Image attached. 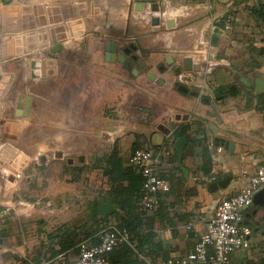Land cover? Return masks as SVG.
Segmentation results:
<instances>
[{
	"label": "crops",
	"instance_id": "obj_1",
	"mask_svg": "<svg viewBox=\"0 0 264 264\" xmlns=\"http://www.w3.org/2000/svg\"><path fill=\"white\" fill-rule=\"evenodd\" d=\"M3 8L18 32L1 33ZM229 16L231 30L215 22ZM52 30L61 38L58 52ZM1 37H9L7 51L28 52L3 59ZM187 59L200 71H186ZM186 72L208 78L210 103L180 81ZM1 75L12 79L1 99L0 156L20 170L0 164V264H79L71 234L88 233L82 225L99 192L112 199L104 159L113 153L127 167L137 145L169 143L172 150L157 167L171 184L167 216L156 219V248L145 245L140 264H167L194 251L218 203L264 165V111L257 110L264 107L257 99L264 95V0H0ZM184 125L182 170L173 133ZM64 143L99 149L77 161ZM33 181L43 193L29 200ZM243 215L251 244L232 263H264V204L253 201Z\"/></svg>",
	"mask_w": 264,
	"mask_h": 264
},
{
	"label": "built area",
	"instance_id": "obj_2",
	"mask_svg": "<svg viewBox=\"0 0 264 264\" xmlns=\"http://www.w3.org/2000/svg\"><path fill=\"white\" fill-rule=\"evenodd\" d=\"M234 17L225 20L216 19L224 30H231ZM180 81L199 92V97L210 98L212 86L202 73L186 72L180 75ZM199 98V99H200ZM172 153L170 147L159 151L137 148L128 160V165L135 167L143 177V210H155L160 201V195L171 189L168 180L161 178L157 171L158 165ZM264 190V165L248 179L246 186L235 195L221 200L210 220L207 230L201 235L194 251L183 258H174L167 264H233L232 256L251 244V229L244 224L243 210L253 203L255 196ZM193 224L187 226L189 237ZM131 233L126 228L106 230L100 235L97 243L87 241L79 247V264H108V256L117 247L130 243Z\"/></svg>",
	"mask_w": 264,
	"mask_h": 264
},
{
	"label": "trees",
	"instance_id": "obj_3",
	"mask_svg": "<svg viewBox=\"0 0 264 264\" xmlns=\"http://www.w3.org/2000/svg\"><path fill=\"white\" fill-rule=\"evenodd\" d=\"M225 88L220 89L221 93L225 92ZM232 92L231 94H235ZM207 97H203L205 100ZM260 104H264V95H260L258 98ZM258 111H264V107L257 105ZM189 125H184L177 128L174 131V135L177 138L188 134ZM169 143L159 147H147L139 146L138 148L151 149L153 151H159L169 147ZM173 145V144H172ZM204 156L208 162L212 163L211 153L209 149H204ZM106 176L109 178L111 184H113V197L112 199H106L103 192H99L98 197L93 201L91 207V216L88 218L86 225L88 226V233H78L77 230L72 232L71 236L75 238V242L72 247L76 249L79 253V247L83 242L91 241L97 243L100 239V235L106 230H114L118 228H126L132 236L130 243L121 244L114 251H112L108 256V262L110 264H140L138 262L139 253L143 251V247L154 245V233L152 230L155 227L157 218H165L167 216L168 204L166 203L167 195L169 192L160 195V201L158 207L153 211H146L142 209L141 202L143 197V177L140 172L133 166H124L123 162L117 158L116 154H111L105 159ZM176 160V156H175ZM178 170V167L175 168ZM220 178H218L219 180ZM122 181L128 182V187L122 188ZM117 183L119 187H117ZM171 191V190H170ZM111 201L117 208L116 221L110 222L105 220L101 216L99 210V201ZM137 242V243H136ZM68 243V240H66ZM63 242L61 246L63 249L67 247L68 244ZM154 248V249H155ZM158 249V248H157ZM122 258V259H121ZM121 259V260H118ZM171 259H165L168 263ZM144 264V263H143ZM264 264V263H260Z\"/></svg>",
	"mask_w": 264,
	"mask_h": 264
},
{
	"label": "water",
	"instance_id": "obj_4",
	"mask_svg": "<svg viewBox=\"0 0 264 264\" xmlns=\"http://www.w3.org/2000/svg\"><path fill=\"white\" fill-rule=\"evenodd\" d=\"M4 2L9 3L10 0H3ZM14 11L19 10L18 6H13ZM17 20L16 19H11L8 20L7 17V8H3L2 9V13H1V33H16L19 31V27L17 25ZM39 23V22H38ZM50 23L53 24L54 21L50 20ZM52 36H53V40H54V44L56 46V48H53L54 52H58L60 50V44H59V39L61 38H57L55 35V31L52 30ZM47 39V34H43V40ZM20 43V40H18ZM9 42V37H1V45H2V58L6 59L8 57H12L15 54L17 55H22L23 53H27L28 51L26 49H21L18 48L15 51H7V43ZM48 46V42L42 43L39 45V48H44ZM107 50H108V57L112 56V51H114V45L113 44H109L107 45ZM185 63V70L186 71H200V67L199 66H193V63L190 59H187L184 61ZM36 65H39V63H36ZM33 77H39V73H33ZM12 77L10 75H1L0 76V112H3L5 110V103L1 100V98L3 97V95L5 94L10 82H11ZM185 92H188L189 89L188 88H182ZM191 94L195 97H199V92L197 91H191ZM217 97L220 98V95L217 94ZM206 103H210V99H206L205 100ZM211 116L213 117H217L218 114L216 113H210ZM189 143V136L188 135H184L180 138L177 139V141L175 142V149H176V153H177V158H178V163L179 166L182 170L184 169L183 166V158H184V151L186 150L187 146ZM10 159H8L4 154H1L0 156V164L7 168L10 169L11 171H13L14 174H18L19 170H20V166L18 164H14L13 166L10 165ZM254 202L261 204H264V190L260 191L254 198ZM99 210L101 212V214L103 215V217L108 220L109 216L113 213L116 212V208L109 203H99Z\"/></svg>",
	"mask_w": 264,
	"mask_h": 264
},
{
	"label": "rangeland",
	"instance_id": "obj_5",
	"mask_svg": "<svg viewBox=\"0 0 264 264\" xmlns=\"http://www.w3.org/2000/svg\"><path fill=\"white\" fill-rule=\"evenodd\" d=\"M9 100H10V103H12V101L14 100V95L13 94L9 97ZM107 139H109L108 140L109 143L111 142L113 144L117 140L116 137H111V138H107ZM64 144L67 145L68 147H70L72 145L73 149L72 150L69 149L68 152L78 153V154L73 156V157L76 158L77 161L80 159L79 158L80 156H87L89 159H91L92 156H93V155H91V153H93V152L97 153V151L99 149V148H97L98 144H94V143H93V146L90 143L89 147H87V148L83 147V146H85V143H64ZM17 145H20V144H17ZM33 145H34V143H27V147L34 151L36 148H34ZM139 146H141V145H137L135 147V149H137ZM99 147H101L100 144H99ZM34 165L37 166L36 164H34ZM34 183H36V185L32 186V188L30 189V192H28L29 200H32L38 194L43 193V191H41V190L39 191V187H38L37 181H33V183H31L30 185H32ZM30 185H28V186H30Z\"/></svg>",
	"mask_w": 264,
	"mask_h": 264
},
{
	"label": "bare ground",
	"instance_id": "obj_6",
	"mask_svg": "<svg viewBox=\"0 0 264 264\" xmlns=\"http://www.w3.org/2000/svg\"><path fill=\"white\" fill-rule=\"evenodd\" d=\"M4 96V95H3ZM2 99V98H1Z\"/></svg>",
	"mask_w": 264,
	"mask_h": 264
}]
</instances>
